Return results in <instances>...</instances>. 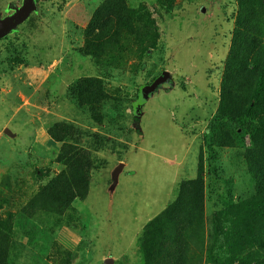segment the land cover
Here are the masks:
<instances>
[{
  "label": "rangeland",
  "instance_id": "obj_1",
  "mask_svg": "<svg viewBox=\"0 0 264 264\" xmlns=\"http://www.w3.org/2000/svg\"><path fill=\"white\" fill-rule=\"evenodd\" d=\"M103 1L36 0L29 18L0 40V216L17 212L62 169L61 143L49 136L55 122L73 125L74 140L94 159L89 193L66 215L16 220L9 264H144L137 246L144 225L175 199L179 182L197 175L219 106L237 0H176L173 9L126 0L157 28L156 44L121 68L84 52V29ZM23 3L0 0V19ZM82 76L104 79L101 123L74 92ZM155 78L160 83L141 103L143 86ZM210 155L208 246L223 197L232 191L238 200L253 190L240 151L224 147Z\"/></svg>",
  "mask_w": 264,
  "mask_h": 264
},
{
  "label": "trees",
  "instance_id": "obj_2",
  "mask_svg": "<svg viewBox=\"0 0 264 264\" xmlns=\"http://www.w3.org/2000/svg\"><path fill=\"white\" fill-rule=\"evenodd\" d=\"M158 1L168 9L176 4V0ZM26 2L32 4L24 0L15 13L0 19V40L17 28ZM237 5L219 106L205 132L197 175L179 182L175 199L144 225L137 242L144 264H264V0H237ZM156 29L126 0H104L84 29V52L110 67L128 66L152 50ZM158 79L143 86L141 103L155 91ZM106 89L101 76H82L75 85L79 103L98 123L104 118ZM75 134L76 128L62 121L49 129L50 138L61 143L56 161L62 169L33 191L17 212L0 216V264H9L16 220L40 216L45 223L48 215L64 216L75 200L87 197L94 159L74 140ZM224 147L240 151L253 190L238 200L232 191L223 197L222 207L210 219L213 243L208 246L206 161L211 163V152ZM62 248L67 259L68 251Z\"/></svg>",
  "mask_w": 264,
  "mask_h": 264
},
{
  "label": "water",
  "instance_id": "obj_3",
  "mask_svg": "<svg viewBox=\"0 0 264 264\" xmlns=\"http://www.w3.org/2000/svg\"><path fill=\"white\" fill-rule=\"evenodd\" d=\"M30 3H32L30 6L28 5V3L26 2V6H27V10H26V8H24L25 9V11H26V13H25V16H18V21L21 23V22H23V20L24 19H26L27 18V16L29 15V13H30V11L33 9V10H35V8H36V2H34V0H30ZM19 23V24H20ZM18 25V24H17ZM16 24H13V27L15 26H17ZM14 27V28H15ZM119 167H118V169H117V171H119ZM117 177V176H116Z\"/></svg>",
  "mask_w": 264,
  "mask_h": 264
}]
</instances>
